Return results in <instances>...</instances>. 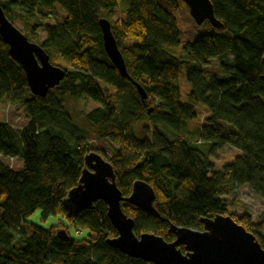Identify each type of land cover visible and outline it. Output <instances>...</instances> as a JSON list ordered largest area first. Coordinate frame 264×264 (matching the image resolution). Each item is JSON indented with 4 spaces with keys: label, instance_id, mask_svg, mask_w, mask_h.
I'll return each mask as SVG.
<instances>
[{
    "label": "trees",
    "instance_id": "obj_1",
    "mask_svg": "<svg viewBox=\"0 0 264 264\" xmlns=\"http://www.w3.org/2000/svg\"><path fill=\"white\" fill-rule=\"evenodd\" d=\"M119 1L0 0L9 21L11 12L17 10L44 19L60 8L65 16L58 23L38 25L28 17L21 22L32 39L41 28L45 38L40 46L49 58L58 55L71 66L61 68L63 78L44 98L26 100L24 73L0 38V104L5 99L24 108L29 117L19 132L0 121V154L22 162L20 170L0 163V264H149L106 244L116 231L101 201L74 215L64 208L62 202L76 186L83 157L89 152L111 165L123 197L130 194L134 180L153 189L158 217L121 203L122 212L134 222L135 236L152 233L171 242L174 236L168 233V223L200 231L201 218L229 215L264 250V213L253 224L246 213L230 214L223 197L230 196L234 187L247 186L264 200V0H209L221 28L209 26L207 34L183 47L182 58L169 53L179 45V34L175 18L159 0H128L123 18L114 19ZM172 5L187 11L180 0H172ZM100 18L109 22L128 77L146 94L144 103L134 85L106 57ZM228 54L231 61L224 62ZM213 60H218L220 74L207 76L206 66ZM181 68L190 86L188 102H181ZM95 80L113 88L114 94L104 95ZM82 97L99 105L84 117L97 139L117 145L112 158L80 139L71 145L35 125L37 112L60 110L54 101ZM194 105L203 106L206 116L199 138L190 141L180 130L182 121L196 120ZM152 117L167 126L173 137L154 123L149 137L136 138V125ZM225 145L240 155L213 172L214 160ZM36 210L43 220L50 216H60V220L39 227L27 221ZM82 229L86 235L80 238ZM74 230L79 231L76 237L70 234ZM15 232L19 242H14Z\"/></svg>",
    "mask_w": 264,
    "mask_h": 264
},
{
    "label": "water",
    "instance_id": "obj_2",
    "mask_svg": "<svg viewBox=\"0 0 264 264\" xmlns=\"http://www.w3.org/2000/svg\"><path fill=\"white\" fill-rule=\"evenodd\" d=\"M197 26L207 22L211 28L221 24L213 15L209 0H180ZM102 49L120 76L131 82L142 103L146 100L143 89L127 75L122 56L111 34L109 22L100 18ZM0 38L7 45L10 58L21 67L27 88L34 97L44 98L56 87L64 71L49 62V56L37 43L30 42L4 15L0 7ZM151 108L148 109V113ZM106 205V216L116 231V236L105 240L106 244L125 256L149 264H264V250L255 237L229 216L215 215L201 218L202 230H192L168 223L171 242L152 233H133L134 222L121 209V203L129 204L143 212L158 217L154 208L153 189L142 180H134L130 194L123 197L115 185L111 165L97 153L83 157V168L74 188L68 191L62 204L68 214L89 210L93 203ZM62 235L66 238L63 231ZM58 237L59 234L57 233ZM183 248V253L180 250Z\"/></svg>",
    "mask_w": 264,
    "mask_h": 264
},
{
    "label": "rangeland",
    "instance_id": "obj_3",
    "mask_svg": "<svg viewBox=\"0 0 264 264\" xmlns=\"http://www.w3.org/2000/svg\"><path fill=\"white\" fill-rule=\"evenodd\" d=\"M159 4L168 11L176 20V27L179 34V45L173 49L169 50L172 56L177 58H182L183 47L187 43H191L198 37L203 36L209 32V25L204 22L200 26H197L194 21L190 18L188 11L184 8H175L172 5V0H159ZM128 7V0H120L116 9L113 13L114 19H121L124 16V12ZM65 16V13L58 7H55L54 13L49 15L47 18H41L38 15L27 16L23 11L17 10L11 12L10 22L23 34H27V39L37 44H41L45 38V34L41 28L37 29L35 39L28 36V32L25 31L23 24L21 22L22 17H28L30 21L36 24H54L58 23ZM231 55L224 59V62H230ZM49 62L54 66H60L63 69L71 68L68 65L66 58H60L58 55H54ZM218 60H213L206 66V75L211 76L213 73H219L217 68ZM99 89L106 96H112L114 94V89L110 88L99 80H95ZM178 85L181 94V102H188L187 94L190 91V86L186 80L185 71L183 68L179 70L178 75ZM32 96L27 90L25 92V99L29 100ZM54 104L60 110H49V112H37L35 116V125L39 129L48 130L50 132L56 133L63 137L69 144L72 145L74 139H80L87 147L90 149H98L103 151L107 158H112L117 150V145L110 144L106 141L99 140L96 138L95 130L91 124H89L84 115L89 111L99 107V105L93 103L90 99L80 98L79 100L71 99H61L54 101ZM112 105L117 109L118 104L112 101ZM194 111L197 115L195 121H182L181 122V135L184 139L195 141L199 138L200 127L203 124L204 117L206 116V109L201 105H194ZM153 118V117H152ZM0 121L7 123L13 130L19 132L29 123V117L25 114V109L19 106H13L9 104L5 99L0 104ZM159 126L168 136L173 137L171 131L158 119L153 118L149 120L147 118L139 122L133 130V134L136 138L142 139L143 137H149V133L152 131L153 124ZM196 146H203L202 144H196ZM205 150V146L202 147ZM240 155V152L229 146L225 145L218 153L217 158L214 160L213 172L221 170L226 165L231 164L236 157ZM0 163L3 165L20 170L22 168V162L14 158L10 160L8 157L2 156L0 154ZM212 172L209 173V176ZM228 204V212L240 216L244 213L250 215L253 224H256L259 217L264 213V200L256 196L247 186L245 187H234L230 196H223ZM1 213V212H0ZM60 220L58 217H48L45 220L41 218V211L36 210L29 217L27 221L38 225L42 228H47L53 224H56ZM73 235V231H70ZM86 235L85 230H81L80 238ZM19 235L14 233V242H19Z\"/></svg>",
    "mask_w": 264,
    "mask_h": 264
},
{
    "label": "built area",
    "instance_id": "obj_4",
    "mask_svg": "<svg viewBox=\"0 0 264 264\" xmlns=\"http://www.w3.org/2000/svg\"><path fill=\"white\" fill-rule=\"evenodd\" d=\"M73 235L76 237V236H78L79 235V231L78 230H74L73 231Z\"/></svg>",
    "mask_w": 264,
    "mask_h": 264
},
{
    "label": "crops",
    "instance_id": "obj_5",
    "mask_svg": "<svg viewBox=\"0 0 264 264\" xmlns=\"http://www.w3.org/2000/svg\"><path fill=\"white\" fill-rule=\"evenodd\" d=\"M240 187H245V186H240Z\"/></svg>",
    "mask_w": 264,
    "mask_h": 264
}]
</instances>
